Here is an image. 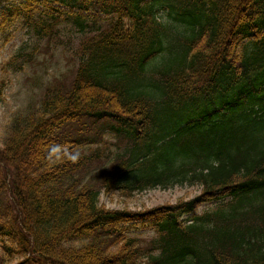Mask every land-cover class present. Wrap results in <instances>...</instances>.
<instances>
[{
    "label": "trees",
    "instance_id": "trees-1",
    "mask_svg": "<svg viewBox=\"0 0 264 264\" xmlns=\"http://www.w3.org/2000/svg\"><path fill=\"white\" fill-rule=\"evenodd\" d=\"M12 1L0 34L24 26L49 45L63 21L82 39L72 74L7 126L0 264H264V0ZM185 185L200 194L100 204ZM140 220L153 237L128 235Z\"/></svg>",
    "mask_w": 264,
    "mask_h": 264
},
{
    "label": "rangeland",
    "instance_id": "rangeland-1",
    "mask_svg": "<svg viewBox=\"0 0 264 264\" xmlns=\"http://www.w3.org/2000/svg\"><path fill=\"white\" fill-rule=\"evenodd\" d=\"M21 22L20 20L17 24ZM17 26V25H16ZM21 27V25H20ZM57 32L48 45L45 39H40L33 29L22 26L9 28L11 35L0 34V147L7 135L9 121L17 115H26L31 109L38 107L46 87L53 78L71 75L76 68V51L82 36L75 32L66 22L59 21ZM7 36V41L5 40ZM23 47V48H22ZM22 48L24 57L14 60L8 65ZM30 57H27L29 56ZM53 80V81H52ZM68 80V78L66 79ZM102 142L115 151L124 146L112 132H102ZM88 142H93L89 140ZM99 144L96 140L92 145ZM88 145L83 144V147ZM201 188L195 186H175L169 189L155 188L136 193L133 196L122 197L116 193L101 194L100 203L106 208L130 211L152 210L164 205H173L178 201H188L199 195ZM214 206H201L198 212L213 210ZM143 223L132 226L126 224L128 235L141 239L153 237L152 232Z\"/></svg>",
    "mask_w": 264,
    "mask_h": 264
}]
</instances>
